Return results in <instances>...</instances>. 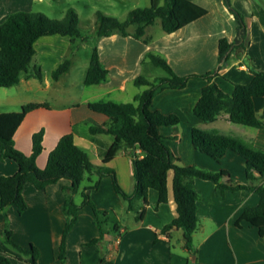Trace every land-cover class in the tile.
<instances>
[{"label":"crops","instance_id":"1","mask_svg":"<svg viewBox=\"0 0 264 264\" xmlns=\"http://www.w3.org/2000/svg\"><path fill=\"white\" fill-rule=\"evenodd\" d=\"M189 1L204 8L207 14L176 32L164 33L159 22L146 27L142 39L120 34L94 38L93 46H96L100 62L108 75L100 85L85 86L84 78L90 59L79 63L80 84L89 87L87 90L72 81L76 61L73 47L77 40L72 42L58 35L38 39L34 45V65L21 75L17 85L0 88V113L18 112L29 103L45 105L26 114L14 133V147L30 155L33 134L43 131V150L36 159L37 166L42 169L58 140L73 131L74 143L87 153L94 165H102V154L108 152L112 158L106 166L114 171L119 187L128 194L132 193L134 176L131 155L142 158L144 154L139 148H130L114 137H91L86 122L104 124L107 118L92 112L88 104L133 102L134 97L146 89L134 85L137 77H161L154 75L156 68L146 59L148 53L162 56L178 76L204 74L217 67L218 42L222 38L230 43L234 41L236 21L222 0ZM231 4L243 14L247 36L245 52L232 53L224 68L212 80L226 95L232 94L235 85L251 82L247 59L264 71V0H231ZM30 5L31 0H0V24L11 13L29 10ZM65 60L70 62L68 72L53 80L52 71ZM35 70H39L42 80L35 77ZM207 85L210 83L190 79L183 89L164 88L155 92L151 109L178 118L177 124L160 127L159 133L182 166H195L210 172L224 170L231 180L250 184L245 160L233 151L228 150L221 159L215 160L192 146L191 130L198 128L240 138L252 148L264 151V128L259 130L229 122L225 114L212 123H204L194 116L193 108ZM253 104L256 115L260 117L264 112V97L254 98ZM17 169L14 161L0 157V176H11ZM252 176L258 178L259 173L252 171ZM172 178L170 171L166 183L167 202L158 203V193L150 189L142 211L140 201L135 202L131 211L127 210L126 201L116 193L110 177L100 180L98 189L90 194V198L97 210L107 212L104 264L192 262V256L184 248L182 231L173 228L164 233V228L177 217ZM90 179L95 181L96 177ZM69 185V181L60 180L44 191H38L27 183L22 191L26 210L19 214L17 208L11 206L6 211L12 241L22 248L34 246L38 251L36 264H98L96 246L86 245L99 236L94 213L89 206L78 211L76 223L66 237L65 260L60 261V244L65 226L61 212L62 189ZM86 185L88 183L84 181L80 190ZM194 188L199 195V226L193 235V244L197 249L195 260L202 264H264V237L245 221H241L240 227L235 226L246 208L259 203V196L246 190L226 191L222 195L210 181L202 179L194 180ZM78 195L76 203L81 204L82 197ZM5 225V218L0 214L2 251L11 264H31L30 257L24 258L3 245Z\"/></svg>","mask_w":264,"mask_h":264},{"label":"trees","instance_id":"2","mask_svg":"<svg viewBox=\"0 0 264 264\" xmlns=\"http://www.w3.org/2000/svg\"><path fill=\"white\" fill-rule=\"evenodd\" d=\"M224 6L236 21V37L233 42L222 38L218 42L217 67L204 74L178 76L171 69L167 61L154 53L146 54V59L156 69L163 72V76L149 79L143 75L134 80L137 87H146L133 102L117 104L113 102H93L88 108L95 113L104 115V124L87 121L91 137L107 135L117 138L130 148H139L144 156L138 158L132 154L134 190L128 194L118 185L114 171L106 166L111 160L108 152L102 154V165H94L87 153L78 147L73 140V131L62 136L55 148L49 153L44 168L36 164L37 157L43 150V131L32 136V152L25 155L14 147L13 136L22 120L31 111L45 107L43 104L29 103L23 105L18 112L0 113V157L2 160L14 161L17 172L11 176H0V214L5 218V228L2 233V243L10 247L22 257H30L31 264H36L37 249L30 245L22 248L11 239L6 211L9 207L17 208L19 214L26 210V203L22 194L25 184L30 183L38 191L56 184L60 180L70 182L62 189L63 202L61 212L65 219V226L60 244V261L65 260V241L68 233L77 220L78 211L89 206L94 213V224L98 228V238L87 243L96 246L99 254L98 264H104L105 251L104 223L107 212L99 211L91 201L90 194L98 189L99 182L104 177L112 179L114 189L127 203V210L131 211L136 201L141 203V211L147 204V194L150 189L158 193V203L167 202V176L173 173L172 189L176 204L177 217L164 228V233L175 228L182 231L184 248L190 256H197V249L193 244V235L199 226L197 207L199 195L194 188V180L210 181L222 195L226 191L236 192L246 190L259 196V203L255 207L246 208L235 226L240 227L241 221L255 227L258 234L264 237V151L254 149L242 139L207 132L198 128L191 130V142L195 150L219 160L226 151L230 150L242 157L246 162L247 179L250 184H242L230 179L228 172L219 170L210 172L195 166H182L179 159L171 152L159 133V128L173 126L178 123L174 115L166 116L151 109L152 97L160 89L180 90L185 88L190 79L206 81L210 85L202 89L201 97L193 108V114L204 123L216 121L221 114L227 116L229 122L246 125L262 130L264 128V112L258 117L254 110L253 99L264 97V71H260L250 60L246 66L252 74V80L246 85H235L231 95L223 93L212 80L226 65L232 53L245 52L247 25L242 13L236 10L231 0H222ZM207 11L189 0H150V6L131 10L127 18L120 22L115 18L96 13L98 27L92 37L100 38L114 34L132 36L142 39L145 29L160 21L162 31L170 34L178 31L187 24L205 16ZM77 14L68 9L62 20L49 19L41 13L17 11L9 14L0 24V88H11L17 85L23 73L29 71L35 56L34 45L42 37L58 35L67 37L72 42L80 39L87 41L77 28ZM134 28L130 33L129 28ZM70 68L69 60L59 64L51 74L53 80L67 73ZM34 75L42 80L39 70ZM108 72L100 62L96 46H93L90 62L84 78L85 86H95L107 80ZM252 171L259 173L258 178L252 176ZM90 177H96L93 181ZM87 181L83 189L80 187ZM82 197L81 204L75 202V196ZM141 213L139 212L140 218ZM0 264H11L9 258L0 247ZM202 264L195 260L194 263Z\"/></svg>","mask_w":264,"mask_h":264},{"label":"rangeland","instance_id":"3","mask_svg":"<svg viewBox=\"0 0 264 264\" xmlns=\"http://www.w3.org/2000/svg\"><path fill=\"white\" fill-rule=\"evenodd\" d=\"M149 6L150 0H31L29 10L23 11L41 13L54 20H62L68 9H73L76 12L78 18L77 28L89 39L87 41L77 39V43L73 47V51L75 50L76 53V61L72 70V81L79 83L81 88L87 90L89 87H82L83 85L80 84L78 67L79 63L89 60L91 57L95 38L92 37V34L98 27L96 13H101L122 22L131 10ZM159 22V20H156L155 23L159 24ZM128 30L133 32L134 28L131 27ZM32 65H34L33 61L30 66ZM154 75L163 76V72L160 69H154ZM78 200L79 195L75 196V202Z\"/></svg>","mask_w":264,"mask_h":264},{"label":"water","instance_id":"4","mask_svg":"<svg viewBox=\"0 0 264 264\" xmlns=\"http://www.w3.org/2000/svg\"><path fill=\"white\" fill-rule=\"evenodd\" d=\"M195 258H196L195 256H192V262H195Z\"/></svg>","mask_w":264,"mask_h":264},{"label":"built area","instance_id":"5","mask_svg":"<svg viewBox=\"0 0 264 264\" xmlns=\"http://www.w3.org/2000/svg\"><path fill=\"white\" fill-rule=\"evenodd\" d=\"M260 184H261V185H264V180H262V181L260 182Z\"/></svg>","mask_w":264,"mask_h":264}]
</instances>
